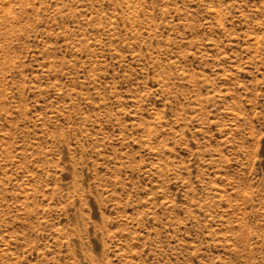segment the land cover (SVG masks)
Returning a JSON list of instances; mask_svg holds the SVG:
<instances>
[{
	"label": "rangeland",
	"instance_id": "rangeland-1",
	"mask_svg": "<svg viewBox=\"0 0 264 264\" xmlns=\"http://www.w3.org/2000/svg\"><path fill=\"white\" fill-rule=\"evenodd\" d=\"M0 264H264V0H0Z\"/></svg>",
	"mask_w": 264,
	"mask_h": 264
}]
</instances>
